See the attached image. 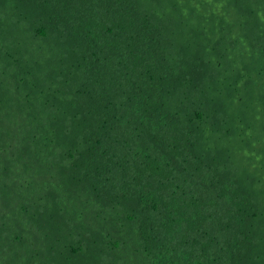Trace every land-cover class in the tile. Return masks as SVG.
<instances>
[{"label":"trees","instance_id":"1","mask_svg":"<svg viewBox=\"0 0 264 264\" xmlns=\"http://www.w3.org/2000/svg\"><path fill=\"white\" fill-rule=\"evenodd\" d=\"M259 14L0 0V264H264Z\"/></svg>","mask_w":264,"mask_h":264},{"label":"clouds","instance_id":"2","mask_svg":"<svg viewBox=\"0 0 264 264\" xmlns=\"http://www.w3.org/2000/svg\"><path fill=\"white\" fill-rule=\"evenodd\" d=\"M256 90H257L258 100L260 99L262 101L264 98L262 91L260 90V88L257 87ZM89 234L90 232H87V234L85 235V240H84L85 246H89L88 244L95 246L94 247L89 246L92 249L88 250L86 254L79 253L65 262L60 260L59 262H56L54 258L49 256L50 258L49 264H110L108 256L111 251V245H109L106 242H102L96 236L90 239Z\"/></svg>","mask_w":264,"mask_h":264},{"label":"rangeland","instance_id":"3","mask_svg":"<svg viewBox=\"0 0 264 264\" xmlns=\"http://www.w3.org/2000/svg\"><path fill=\"white\" fill-rule=\"evenodd\" d=\"M256 19H258V21H256L257 26H258V24L261 23V21H264L262 15H260V14L258 17L256 16ZM257 26H255V27L257 28Z\"/></svg>","mask_w":264,"mask_h":264}]
</instances>
